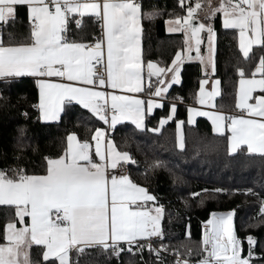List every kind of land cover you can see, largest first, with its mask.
Returning <instances> with one entry per match:
<instances>
[{
	"label": "snow or ice",
	"instance_id": "snow-or-ice-1",
	"mask_svg": "<svg viewBox=\"0 0 264 264\" xmlns=\"http://www.w3.org/2000/svg\"><path fill=\"white\" fill-rule=\"evenodd\" d=\"M178 3L186 15H178L167 23L170 25L169 32L184 33L183 55L177 51L169 68L147 63L150 97H161L171 84L180 83V64L184 59H200L203 63L200 48L202 31L208 32L209 52L214 50L212 24L193 23L201 10L206 11L205 18L209 21L217 13H222L223 27L239 30L240 49L246 58L252 45H264V0H221L215 6L208 0L206 8L200 0L194 3L178 0ZM17 5L28 6L30 36L28 42L19 44L5 45L0 40V78L24 75L39 78V108L43 119L58 120L64 105L75 101L109 128H114L122 120H131L137 128H143L145 113L163 107L158 100L145 101L130 95L97 90L111 88L129 93L144 90L145 66L140 48L142 11L138 0H0V22L7 23L14 18ZM86 13L102 21V37L93 43L69 41V17ZM75 23L79 27L81 20L76 19ZM193 50L195 57L191 55ZM105 55L106 75L104 71L97 74L96 65L104 66ZM212 69L215 71L214 63ZM238 71L241 79L237 107L246 110L249 117L264 118V95L255 97V103H249L256 89L264 92V57L260 58L251 78H246L244 69ZM168 72L172 73L170 79H166ZM257 74H260L259 79ZM51 77L67 82L45 79ZM152 77H156L155 84ZM207 82L201 81L200 104L209 103L212 97L219 94L218 90L205 93L203 85ZM215 83L218 85L220 82L217 80ZM175 112L173 104L171 113ZM188 112L189 124L194 123L195 116H206L219 133L224 132L227 124L231 132L230 152L247 146L250 153L264 154V119L225 116L220 112L199 111L196 108H189ZM170 119L172 115L162 118L160 126ZM183 123L179 121L177 126ZM105 135V129L96 128L91 137L95 141V156L100 162L93 161V146L88 140L80 141L76 134H70L64 155L46 158L45 175H30L18 169L10 177L0 170V205L16 206L20 223H25V216L31 218L27 227L18 229L15 223L7 224V243L0 244V264H32L28 248L33 243L45 246V261L54 257L59 264H69V249L75 246H81L78 250L82 251L84 245H102L105 249L111 247L118 255L120 242H127L131 251L132 245L139 239L149 241L138 245L139 249L147 247L156 253L157 258H160L161 249L167 250L163 244L153 248L150 242L151 237H163V206L149 208L148 202H155L157 198L146 187L136 184L128 175L109 173V168L115 170L121 162L135 164L136 161L128 152L118 151L110 140L105 147ZM180 147H184L182 135ZM260 213L264 214V206ZM232 218V212L219 216L213 213L212 218L205 222L203 244L206 255L199 264H250L253 255L251 247L255 240L252 236L247 237L248 257H241ZM175 264H188V261L178 260Z\"/></svg>",
	"mask_w": 264,
	"mask_h": 264
},
{
	"label": "trees",
	"instance_id": "trees-1",
	"mask_svg": "<svg viewBox=\"0 0 264 264\" xmlns=\"http://www.w3.org/2000/svg\"><path fill=\"white\" fill-rule=\"evenodd\" d=\"M200 2L205 7L204 1ZM140 5L143 61L169 68L177 51H183L185 36L183 33L168 34L165 23L186 12L178 0H140ZM203 13L204 10L199 11L197 19L211 23L216 34L214 77L219 79L222 92L216 106L218 110L235 113L241 78L238 69H244L245 76L250 78L260 58L264 57V45L254 47L249 56L244 57L239 49L238 31L224 28L219 14L209 21L202 18ZM30 27L28 7L16 6L14 18L2 26V41L5 45L28 42ZM97 27L96 17H81L79 27L68 24L71 41L91 42L98 33ZM200 65L197 59L184 62L181 83L169 90L168 103L146 117L145 129L123 123L109 133V138L118 151L128 152L136 161L129 164L131 179L146 187L163 206L162 232L168 250L177 249L185 255L191 252L195 259L204 257L205 222L213 213L232 211L235 235L242 244V257L248 256L247 237L252 236L255 257L250 264H264V214L260 213L264 206V155L250 154L246 147L231 153L228 134H215L206 118H198L195 125L188 123V106L196 103L204 77ZM37 86L30 77L0 78V170L10 177L18 169L30 175H45L46 158L64 155L70 134H76L80 141L91 142L96 128L107 130L103 121L74 102L64 105L58 122H42L38 107H35ZM173 104L175 114L171 113ZM170 115L172 119L160 128L159 121ZM179 121H184L182 149L177 143ZM156 128L160 130L153 131ZM10 222L19 224L16 207L0 205V244L7 242L5 232ZM43 252V247L31 245L32 264H58L55 259L45 261ZM77 258L79 264H174L166 255L157 258L146 248L114 255L110 248L88 247Z\"/></svg>",
	"mask_w": 264,
	"mask_h": 264
},
{
	"label": "crops",
	"instance_id": "crops-1",
	"mask_svg": "<svg viewBox=\"0 0 264 264\" xmlns=\"http://www.w3.org/2000/svg\"><path fill=\"white\" fill-rule=\"evenodd\" d=\"M204 1V3H205V8H206V5H207V3H208V0H203ZM221 2V0H211V3H212V5H218L219 3ZM17 6H19V5H17ZM27 6V5H26ZM28 7V6H27ZM220 15L221 16V20H222V13H217L216 15ZM72 15H74L75 17H77V18H81V17H83V16H85V15H91V16H93L92 14H90V13H86V14H84L83 16H79L78 14H72ZM202 16V18H204L205 19V17H206V11H204V13L201 15ZM95 17V16H94ZM97 18V17H96ZM11 19H13V18H11ZM10 20V19H9ZM97 20H99L98 18H97ZM30 21V20H29ZM101 21V20H100ZM31 23V22H30ZM140 23H141V28H142V16H141V20H140ZM5 23L4 22H0V26L2 27L3 25H4ZM222 25H223V23H222ZM170 27V25L166 22L165 23V28H166V32L168 33V34H179V33H183V32H169L168 31V28ZM101 28H102V21H101ZM225 28V27H224ZM226 29H235V28H226ZM237 31H238V43H239V49H240V34H239V30L238 29H236ZM102 32H103V28H102ZM215 33V32H214ZM184 34V33H183ZM249 35H251V33H249ZM208 36V35H207ZM207 38V40H206V42L203 44V49H201V54H202V57L204 58V60H203V63L201 62V60H199L200 62H201V69H202V73H203V79L201 80V81H203V80H207L208 82L206 83V84H204L203 85V87H204V92L205 93H210V92H212V91H214V90H218V95H216V96H214V97H212L211 98V101L209 102V103H206V104H200L199 103V100H200V95H201V93H200V88H201V82H200V86H199V90H198V93H197V100H196V103L194 104V105H189L188 106V109L189 108H196L197 110H199V111H206V112H220V113H223L225 116H244L245 118H256V119H264V118H259V117H249L248 115H247V112H246V110H242V109H239L238 107V111L237 112H235V113H231V112H224V111H221V110H218L217 109V100H218V98L221 96V84L219 83L218 85L215 83L217 80L219 81V79H217V78H215L214 77V71H213V69H212V63H214V59H215V54H216V34H215V37H214V41H213V51L210 53L209 52V49H208V37H206ZM0 40H2V38H1V34H0ZM69 41H71V39H69ZM143 41H142V31H141V34H140V48H141V58H142V62H143V64H144V66H145V87H144V90L143 91H141V92H138V93H129V92H123V91H121V90H113V89H111V88H98L97 90H102V91H106V92H115L116 94H118V95H130V96H133V97H137V98H140V99H143V100H145V101H147L148 99H154V100H158L162 105H164L166 102L168 103V101H169V99H168V96H167V94H168V92H169V90L173 87V86H175V85H179L180 83H181V81H182V77H181V70H182V65L184 64V62L186 61V59H184L183 60V62L180 64V71H179V76H180V83L179 84H175V83H173V84H171V86L168 88V91L166 92V93H162V96L161 97H155V96H149V92H148V89H147V83H148V81H147V69H146V65H147V63L145 64L144 63V61H143ZM258 46H261V45H256V44H254V45H252V48L251 49H253L254 47H258ZM240 51H241V49H240ZM251 51L252 50H250V52H249V54L251 53ZM241 53H242V51H241ZM182 55H183V51H182ZM242 55H243V53H242ZM244 56V55H243ZM245 57V56H244ZM105 58H106V55H105ZM211 58V59H210ZM154 63V62H153ZM210 65H211V67H210ZM159 66V65H158ZM169 67H172V65L171 66H169ZM171 75H172V73L171 72H168V74H167V77H166V79H170V77H171ZM20 77H30V78H32V79H34L35 80V82H36V84L38 85V83H37V80L39 79V78H37V77H34V76H30V75H24V76H20ZM11 78H19V77H11ZM246 78H249V77H246ZM251 78V77H250ZM256 78L257 79H259L260 78V74H257V76H256ZM45 79H50V80H52V81H54V82H67V81H60L59 80V78H56V77H51V78H45ZM241 79V78H240ZM153 80H156V77H152V81ZM220 82V81H219ZM37 88H38V112H39V117H40V119H41V121L42 122H44V123H56V122H58L59 120H60V118H61V115H62V113H63V111L60 113V118L58 119V120H45V119H43V115H42V112H41V109L39 108V104H40V89H39V85L37 86ZM238 96H237V102H236V105H237V103H238V101H239V94H240V83H239V86H238ZM260 95H264V92H261L259 89H256L253 93H252V96H253V99H250L249 100V103H255V97H257V96H260ZM74 103H76L75 101H73ZM158 108H162V107H156V108H154L153 109V111L151 112V113H145V116H144V127L143 128H137L136 126H135V124L131 121V120H122V121H120V122H118L116 125H115V127L116 126H118V125H120V124H123V123H130V124H133L137 129H139V130H143V129H145V119H146V117L148 116V115H152ZM188 117H189V112L187 111V121H188ZM200 117H203V118H206L209 122H210V124H211V127H212V130H213V132L215 133V134H217V135H224V134H228V136H229V138H230V136H231V132H230V130L228 129V127H227V124L225 125V130H224V132L223 133H219V132H216L215 130H214V125L212 124V121L208 118V117H206V116H195L194 117V123H191L190 125H195L196 124V122H197V120H198V118H200ZM106 126H107V130H105V133H106V135H105V144H104V146L106 147V142L108 141V140H110V141H112L110 138H109V133L110 132H112V130L115 128H109V125H107V124H105ZM177 125H178V122H177ZM162 126H160V128H161ZM181 135L183 136L184 135V128H183V125H180L179 127L177 126V143H178V147L180 148V149H182L181 147H180V137H181ZM79 140V139H78ZM183 141H184V136H183ZM91 144H92V150H91V155H92V158H93V161L94 162H100L99 161V157H97V156H95V141H91L90 142ZM241 147H246V149H247V146H241ZM118 150V149H117ZM231 153H233V152H231ZM250 153V152H249ZM250 154H257V155H264V154H260V153H250ZM80 163H85V162H83V161H81ZM129 164H131V163H127V164H125L124 162H121V165L123 166V165H129ZM121 165H119V166H121ZM108 171H112V169H108ZM121 174H124V173H121ZM120 174V175H121ZM125 175H128V174H125ZM129 177H130V175H128ZM131 178V177H130ZM149 191V190H148ZM152 194V193H151ZM159 206V205H161V204H159L157 201H155V202H148V207L149 208H153V206ZM14 206V205H13ZM16 207V206H15ZM164 209V208H163ZM53 212H55V210H53ZM53 219H55V216H53ZM162 219H163V216H162ZM162 219H161V229H162ZM20 220V218L18 217V221ZM24 221H25V223H20L19 222V224H16L15 223V225H16V228H22V227H27V226H30V224H31V218L30 217H28V216H25L24 217ZM152 238V237H151ZM145 240H139L138 239V241L135 243V244H137V243H140V242H144ZM7 243V242H6ZM33 244H35V243H33ZM135 244H133V245H135ZM123 245H128L127 244V242H120L119 243V246L118 247H120V246H123ZM39 246H41V247H43V249H44V251L46 250L45 249V246L44 245H39ZM97 246H102V245H84V246H82V247H85V248H90V247H97ZM77 247H81V246H75V247H72V248H70L69 249V253H68V256H69V261H70V259H71V252L75 249V248H77ZM28 254H29V258H30V248H29V250H28ZM49 259H55L54 257H50ZM56 260V259H55ZM57 261V263L59 264V261L58 260H56Z\"/></svg>",
	"mask_w": 264,
	"mask_h": 264
},
{
	"label": "built area",
	"instance_id": "built-area-1",
	"mask_svg": "<svg viewBox=\"0 0 264 264\" xmlns=\"http://www.w3.org/2000/svg\"><path fill=\"white\" fill-rule=\"evenodd\" d=\"M81 2H86V0H81ZM138 2L140 3V0H138ZM76 19H80L81 20V18H77L74 15H71L69 17V21H70L69 24H74L77 27V25L75 23ZM98 21H99V27H97L98 28V33L93 36L92 41L89 42V43H93L96 39L101 38L102 35H103L102 28H101V21L100 20H98ZM1 30H2V27L0 26V34H1ZM67 38L71 39L69 31L67 32ZM101 71H104L105 75H106V58H104V66L103 67L101 65H96L97 74H99ZM152 83L155 84L156 80H153ZM147 89H148V87H147ZM148 92H149V89H148ZM35 107H38V104ZM113 172L116 175H120L121 173L129 175L130 168H129V165H123V166H119L118 165L117 169L109 171V173H113ZM205 231H206V225H205V227L203 229V233L204 234H205ZM203 239H204V237H203ZM147 242H149V241H144V242H140V243H137L135 245H132V250L131 251L128 250L129 245L120 246V247H118L117 250H118V252L126 251V252H130V253L140 252L141 250H143L145 248H146V250H149L147 247H144L143 249H139V247H138V245L146 244ZM150 242H151L153 248H159V246L161 244L164 245V234H163V237H161V238H158V237L150 238ZM202 246H203V252H204V256H205L206 255V253L204 251L205 245L203 244ZM79 248L80 247H77L71 252V259L69 261V264H79V259L77 258V255L83 254L85 252V250H86V248L83 247V250L79 251L78 250ZM109 248L111 249V252L114 255H117L116 252H114L111 247H109ZM153 253L156 255L155 252H153ZM161 254H164L167 257H169L173 261L174 264L178 260L181 261V262L186 260V261H188V264H199V261L203 258L202 257L200 259H195L191 252H187V254L185 255V254H182L181 252H179L177 249L168 250V248H167V250L161 249L160 250V255Z\"/></svg>",
	"mask_w": 264,
	"mask_h": 264
},
{
	"label": "rangeland",
	"instance_id": "rangeland-1",
	"mask_svg": "<svg viewBox=\"0 0 264 264\" xmlns=\"http://www.w3.org/2000/svg\"><path fill=\"white\" fill-rule=\"evenodd\" d=\"M208 35V32H207V34H205L204 36H203V42H202V45L206 42V40H207V38L206 37H208L207 36ZM191 43L193 44V40L191 41ZM208 49H209V41H208ZM210 67H211V65H210ZM230 212H232V211H230ZM227 213H229V212H225V213H215L217 216H219V215H226ZM233 213V212H232ZM211 218H212V216H211ZM210 218V219H211ZM232 221H233V232H234V235H235V231H234V213H233V218H232ZM207 227H210V226H207ZM236 236V235H235ZM237 238V237H236ZM238 240V239H237ZM239 241V240H238ZM239 244H240V248H241V252H242V247H241V243H240V241H239ZM249 245V244H248ZM254 246H255V243L252 245V247H251V251H252V249L254 248ZM28 250H29V248H28ZM241 252H240V255H241ZM241 257H242V255H241ZM248 257V256H247ZM255 256H254V254L252 255V257H250V263H251V260L254 258Z\"/></svg>",
	"mask_w": 264,
	"mask_h": 264
},
{
	"label": "water",
	"instance_id": "water-1",
	"mask_svg": "<svg viewBox=\"0 0 264 264\" xmlns=\"http://www.w3.org/2000/svg\"><path fill=\"white\" fill-rule=\"evenodd\" d=\"M193 23H202V22H201L200 20L196 19V20L193 21ZM205 34H207V30H204V31H202V32L200 33V37H201L202 42H203V36H204ZM194 44H195V41L193 40V45H194ZM200 48L202 49V43H201V45H200ZM191 55H192L193 57L196 56V53H195L194 50H193V52L191 53ZM201 56H202V54H201ZM186 60H189V59H186ZM191 60H192V59H191ZM197 60H200V59H197Z\"/></svg>",
	"mask_w": 264,
	"mask_h": 264
}]
</instances>
